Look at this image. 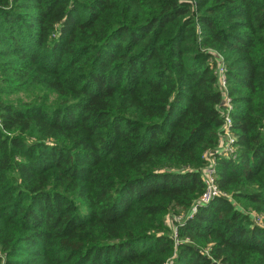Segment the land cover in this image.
<instances>
[{"label": "trees", "instance_id": "16d2710c", "mask_svg": "<svg viewBox=\"0 0 264 264\" xmlns=\"http://www.w3.org/2000/svg\"><path fill=\"white\" fill-rule=\"evenodd\" d=\"M0 264H264V0H0Z\"/></svg>", "mask_w": 264, "mask_h": 264}, {"label": "built area", "instance_id": "2783aa9c", "mask_svg": "<svg viewBox=\"0 0 264 264\" xmlns=\"http://www.w3.org/2000/svg\"><path fill=\"white\" fill-rule=\"evenodd\" d=\"M218 72V85L219 89L222 94V105L224 106L223 109V116H224V124L222 126L223 128V134L219 145V150H217L219 153H227L233 151V142L235 141L234 135L229 131V126L231 125V119L229 116V110L231 109V103L230 98L227 95V88H226V79L224 74V68L221 65V61L219 59V64L217 67ZM206 163L201 167V179L204 185L203 191L200 194L199 198L197 199V202L191 206V213L193 214L196 212L197 208L201 205H205L209 203L214 197L222 195V192L219 190L218 185L216 183V162L215 158L213 156V153H206ZM175 217V220L180 222L183 217L180 216ZM184 216V215H183ZM255 220V218L253 217ZM257 219L262 223L261 217H257ZM173 224V223H172ZM263 224V223H262ZM173 237L176 239L177 237V226L174 224L173 230H172ZM178 240L176 239V242Z\"/></svg>", "mask_w": 264, "mask_h": 264}, {"label": "rangeland", "instance_id": "374dc122", "mask_svg": "<svg viewBox=\"0 0 264 264\" xmlns=\"http://www.w3.org/2000/svg\"><path fill=\"white\" fill-rule=\"evenodd\" d=\"M10 98L11 99H13V101H16V100H19V99H21V100H26V95L24 94V93H22V92H20V93H17V94H14V95H10ZM52 98H53V96H49V99H51L52 100ZM235 138V137H234ZM234 150H235V147H233V151L232 152H227V153H222L223 155H231V154H233L234 153ZM216 162V161H215ZM216 174H217V172H216ZM227 197H229L228 195H227ZM230 198V197H229ZM235 203V205L239 208V209H241L242 211H244L245 213H247L248 215H250L251 217H252V219H253V217L255 218V220L253 219V221H254V223H256V224H258V225H260V224H262L258 219H257V217H261L262 218V214H258V213H256V211L252 208V207H250V206H248V207H245L243 204H241V203H238V202H234ZM180 216H182L183 217V214H181ZM170 226H171V229L173 230V227H174V224H171V222H170Z\"/></svg>", "mask_w": 264, "mask_h": 264}]
</instances>
